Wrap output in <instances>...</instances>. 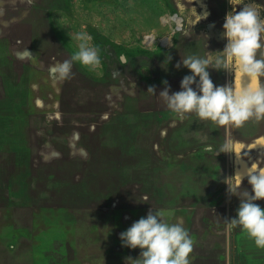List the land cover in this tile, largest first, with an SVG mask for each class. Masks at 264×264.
Returning a JSON list of instances; mask_svg holds the SVG:
<instances>
[{
  "label": "rangeland",
  "instance_id": "1",
  "mask_svg": "<svg viewBox=\"0 0 264 264\" xmlns=\"http://www.w3.org/2000/svg\"><path fill=\"white\" fill-rule=\"evenodd\" d=\"M0 3L6 5L0 12V264H133L126 258L138 259L141 249L123 247L120 233L149 211L142 201L128 209L126 194L120 208L100 202L121 178L155 183L153 201L166 222L182 218L187 229L191 220L190 264H264V249L225 220L239 207L226 183L251 167V155H264V121L241 128L217 127L194 114L181 121L157 97L163 81L171 94L191 73L162 71L158 61L168 63L177 52L152 53L178 41L189 43L188 56L222 51L206 34L214 21L212 33L220 36L232 10L228 0ZM248 4L264 18V0H244L236 10ZM174 11L184 28L172 42L165 15ZM78 34L92 38L101 66L74 63L72 78L61 79L57 68L78 51ZM151 34L170 38L171 46L148 42ZM14 53L29 64L14 62ZM207 71L217 86L249 83L231 70ZM153 85L157 96L147 92ZM229 143L231 151L221 152ZM242 188L251 191L246 176ZM180 202H193L189 216ZM256 203L264 208V200Z\"/></svg>",
  "mask_w": 264,
  "mask_h": 264
},
{
  "label": "clouds",
  "instance_id": "2",
  "mask_svg": "<svg viewBox=\"0 0 264 264\" xmlns=\"http://www.w3.org/2000/svg\"><path fill=\"white\" fill-rule=\"evenodd\" d=\"M228 3L232 10L226 14L222 25L223 37L227 41L223 50L209 52L206 57L187 56L177 62V69L183 66L191 73L182 78L180 91L169 94L167 81H163L165 87L158 96L154 85L148 88L147 92L162 98L166 107L181 121L193 114L217 127L241 128L249 121H264V85L260 83L264 77V18L251 4L237 11V6L244 4V0H228ZM76 39L79 41L78 51L57 68L61 79L72 78L74 63L92 70L101 66L99 49L89 43L92 38L87 34H78ZM209 68L234 71L240 81L247 80L249 83L214 85L207 71ZM230 151L229 143L221 152ZM262 164L264 155L244 173L238 172L226 183L227 194L239 198V207L234 218L225 219L230 229L239 227L260 249H264V208L256 201L264 200ZM245 176L251 191L242 188ZM183 223L182 218L168 223L163 219L162 212L150 210L146 217H141L120 233L123 247L141 249L138 259H126L133 264H190L194 241Z\"/></svg>",
  "mask_w": 264,
  "mask_h": 264
},
{
  "label": "trees",
  "instance_id": "3",
  "mask_svg": "<svg viewBox=\"0 0 264 264\" xmlns=\"http://www.w3.org/2000/svg\"><path fill=\"white\" fill-rule=\"evenodd\" d=\"M99 119H100V117L94 118V120H96V121H98ZM114 151H116V150L114 149ZM118 157H119V155H118ZM114 158H116V157H114ZM122 158L125 159L126 156H124ZM258 158L259 157L256 158L255 155L254 156L251 155L249 159L254 160V162H255ZM115 162L116 163L120 162V164H122L121 160L115 159ZM115 164H113V165H115ZM115 170L118 171V168L115 167ZM121 183L122 184L119 185L117 190H115L113 193L108 195V198L105 197V196H102V199L100 201V202H102L101 203V207H103V208H107V207L112 208V207L115 206L117 208H120L118 206V204H120V199L126 194V196H129V205L127 207L128 209H136L137 208V207H135L136 203H134V202L136 200H139V202L140 201L144 202L142 210L144 212L149 211V208H150L151 204H153V203L145 201V199L142 200L143 199L142 197L144 196L143 194L145 193V190H144L143 186L141 184H139V182H135V181L127 180V179L123 180L122 178H121Z\"/></svg>",
  "mask_w": 264,
  "mask_h": 264
},
{
  "label": "crops",
  "instance_id": "4",
  "mask_svg": "<svg viewBox=\"0 0 264 264\" xmlns=\"http://www.w3.org/2000/svg\"><path fill=\"white\" fill-rule=\"evenodd\" d=\"M6 5H3L2 3H0V12H1V9L4 8ZM5 21V20H4ZM209 26H208V29H209V33H207L206 35L208 36L209 38V41L212 43L216 42L218 43V45L222 48H224L225 44H226V39L223 37V29H221L220 31V36L217 37V38H214V34L212 33V31L214 29H216L217 27L215 26V22L214 21H209ZM211 32V33H210ZM202 34V33H200ZM180 36V35H179ZM179 38V37H178ZM177 38V41L179 40ZM2 37L0 35V41H1ZM202 46V45H201ZM188 50H189V43L188 42H184V43H179V41L177 42L176 46L174 47V49H171V50H163V51H154L152 54L154 57H163L165 55H169L170 53H173L174 51L177 52V55L175 56L176 58L168 63H163L162 60L158 61L159 63H161L162 65V71H168V70H175L177 71L176 74H178L179 72H188L190 71L189 69L181 66L180 69H177L175 67V65L177 64V62H179V56H181L182 58H185L186 56H188ZM13 53V51H12ZM13 61L16 62V63H24L25 65H28L29 62L28 61H24V62H20V60L18 59V57L16 56V54L14 53L13 54V57H12ZM174 77V76H172ZM171 77V78H172ZM224 84L221 83L219 86H223ZM153 97V96H152ZM139 98V97H138ZM143 103V102H142Z\"/></svg>",
  "mask_w": 264,
  "mask_h": 264
},
{
  "label": "water",
  "instance_id": "5",
  "mask_svg": "<svg viewBox=\"0 0 264 264\" xmlns=\"http://www.w3.org/2000/svg\"><path fill=\"white\" fill-rule=\"evenodd\" d=\"M106 114L107 113H105V114L103 113L102 115H106ZM106 117H107V115H106ZM142 186H143V188L145 190V193L143 194L144 196L142 197L143 198L142 200L145 199V201H148V202H151V203L153 202V204H151V206L149 208V211L150 210L159 211L161 209L160 206H158L153 201V200L156 199L157 195L159 194L158 186L155 183L148 184V185L144 183V185H142ZM134 203H136V205H138L139 200H136ZM193 205H194L193 202L192 203L191 202H188V203L180 202L176 206L178 207V209L180 208L179 210H181V209L183 210L181 212H183L185 215L189 216L191 214V212L194 210ZM175 210H177V209H175ZM190 229H191V220H188V222H187V230H188L189 233L191 232ZM190 236H191V234H190Z\"/></svg>",
  "mask_w": 264,
  "mask_h": 264
},
{
  "label": "built area",
  "instance_id": "6",
  "mask_svg": "<svg viewBox=\"0 0 264 264\" xmlns=\"http://www.w3.org/2000/svg\"><path fill=\"white\" fill-rule=\"evenodd\" d=\"M165 16H167L168 17V20H167V22L166 21H164V22H166L169 26H170V32L168 33V36H170L171 37V39H172V42H173V37H174V35L176 34V33H178V32H180V31H182L183 30V28H184V20H183V18H182V16L181 15H179L177 12H170V13H168V14H166ZM175 16V18H179V21L177 22V21H175L172 17H174ZM169 17H171L172 19L170 20L169 19ZM165 36V35H164ZM155 43H157L158 45H160V46H162V47H170L171 46V44L169 45V46H165V45H161L160 43H158V42H155Z\"/></svg>",
  "mask_w": 264,
  "mask_h": 264
},
{
  "label": "bare ground",
  "instance_id": "7",
  "mask_svg": "<svg viewBox=\"0 0 264 264\" xmlns=\"http://www.w3.org/2000/svg\"><path fill=\"white\" fill-rule=\"evenodd\" d=\"M175 21H177V19H175L174 17H172ZM171 17H169V19L171 20L172 19ZM168 19V17H167ZM147 41L148 42H159L160 44L162 45H166L168 46V43H170V38H167V37H157L156 35L154 34H151L150 36H147Z\"/></svg>",
  "mask_w": 264,
  "mask_h": 264
},
{
  "label": "snow or ice",
  "instance_id": "8",
  "mask_svg": "<svg viewBox=\"0 0 264 264\" xmlns=\"http://www.w3.org/2000/svg\"><path fill=\"white\" fill-rule=\"evenodd\" d=\"M239 148V146H237Z\"/></svg>",
  "mask_w": 264,
  "mask_h": 264
}]
</instances>
